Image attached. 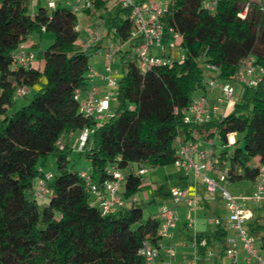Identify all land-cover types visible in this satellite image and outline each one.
<instances>
[{
  "label": "trees",
  "instance_id": "16d2710c",
  "mask_svg": "<svg viewBox=\"0 0 264 264\" xmlns=\"http://www.w3.org/2000/svg\"><path fill=\"white\" fill-rule=\"evenodd\" d=\"M28 2L0 0V264H145L142 242L159 240V222L152 216L143 221L140 204L103 216L89 203L80 172L67 168V145L61 142L62 150L56 146L64 135L89 130L81 152L91 163L90 180L97 185L111 165L121 170L132 164L173 166L178 136L185 143H197L201 136L210 141L218 135L227 147L229 136L240 135L232 151L213 153L216 168H228V184L260 176V168L251 164L256 159L264 164V81L256 88L245 87L236 110L220 121L215 115L202 125L185 124L182 112L191 106L195 91L205 89L202 64L217 68L222 82L234 79L245 58L264 67V3H252L243 19L245 0H223L214 13L204 9V0H167L162 42L170 39V29L176 32L183 59L142 72L134 54L128 60L123 56L119 107L98 125L79 112L76 93L86 90L89 50L77 45L75 13L65 7L49 13L38 6L29 15ZM104 3L97 0L94 6L101 10ZM128 15L118 6L111 25L117 42L127 44L126 54L139 39L128 41ZM41 28L53 35L52 43L38 52L42 72L14 67L11 54ZM41 78L44 83L30 103L8 115L16 90L31 88ZM124 102L132 108L123 110ZM48 155L55 157L57 173L48 183L47 205L39 208L33 184L45 172L39 159ZM140 188V176L130 173L121 195L129 201ZM249 232L264 233V224L251 223ZM218 235L221 239L227 233L219 230ZM260 250L264 254V235Z\"/></svg>",
  "mask_w": 264,
  "mask_h": 264
},
{
  "label": "built area",
  "instance_id": "2783aa9c",
  "mask_svg": "<svg viewBox=\"0 0 264 264\" xmlns=\"http://www.w3.org/2000/svg\"><path fill=\"white\" fill-rule=\"evenodd\" d=\"M32 1V0H28ZM97 0H46L47 12H53L60 5L74 11H87L90 12L91 8ZM102 1V0H101ZM121 9L129 11V21L131 23V31L129 40L138 39V43L133 49L134 57L136 58L138 68L144 72L151 67H165L171 66L173 60L165 56H157L152 54V50L159 48L164 52L166 48L170 51L177 47V40L180 36L172 29L169 30L170 39L166 46H163L162 39L164 35V26L162 18L166 12L165 7L158 0H116ZM223 0H205L203 7L205 10L214 13L217 10L219 3ZM37 3L39 1L37 0ZM252 3L263 4L264 0H245V7L241 18H245L250 5ZM75 13V12H74ZM105 13V10H103ZM44 31V28H41ZM91 36L94 40L98 41L102 35L97 31H92ZM120 45L112 46L109 53L104 56L106 81L108 94L103 99H95L92 92L87 94L84 100H80L79 92L76 93L78 98L79 112L85 118H94L95 120H105L111 118L108 101L112 97V89L117 84V74L112 69L115 62V55L119 52ZM14 67L28 68L33 65L35 61V53L30 50L26 42L19 44L17 49L11 54ZM183 56L179 58L181 61ZM213 72L219 73V70L213 66H209ZM232 81L242 83L245 87H258L264 81V67L255 63L252 57L245 58L240 61L238 71L233 80L224 82L221 87L218 86L215 80H211L208 84L212 92L218 87L221 89L222 96L216 101L213 106H209V102L205 97L196 98L193 100L191 106L186 111L182 112L183 122L185 124L202 125L211 121L213 116L218 114V108L224 104H230L235 99V87ZM27 88L22 86L16 90V95L24 96ZM89 135L88 129H83L79 138V148L81 149L85 144ZM59 150L63 149L60 141L56 144ZM177 157L173 163V167L182 169L185 175L189 177L192 175L194 180L201 179L205 184L210 194L221 192L224 199L228 203L229 216L227 218V225L236 231V235L228 240V248L225 255L232 260L233 264L238 261V249L242 245L246 252V264H264V254L257 246V241L253 236L249 235L246 228V220L248 219L244 209L242 208L239 200L250 201L255 204L264 203V177L256 179V190L250 198L241 196L240 198L234 197L229 190L218 184L217 180L210 174L216 175L222 183H228V168L219 170L216 168L217 161L213 152L210 149H201L197 143H185L181 137L176 138ZM133 176H141L145 174L146 169L138 164L137 169L129 168ZM129 173V174H130ZM239 173H243L239 170ZM106 178L101 184H93L90 180V172L82 171L79 176L83 180L85 190L93 197L95 206L98 211L103 215H109L114 209L124 208L125 200L121 195V190L125 183L126 176L122 170L115 164L108 166L105 169ZM53 174L44 172L42 177L37 179L33 184L32 196L34 199L44 201L49 195L48 183L53 179ZM170 206L161 207L154 215V218L159 222V227L156 236L159 240L167 239L171 235V230L175 224V212L173 208L181 203L185 204L188 210L194 212L197 205L200 204L198 195L193 192L190 193L189 189L171 188L169 190ZM131 203H137L135 198L130 200ZM186 219L190 226L195 225V218L187 215ZM215 225L221 226L222 220L217 218L214 220ZM166 253L170 258H173L175 253L173 248L166 249ZM140 255L144 258L145 264H156V258L159 255V248L156 244H152L148 240H144L141 244ZM187 264H204L198 262L196 256H193Z\"/></svg>",
  "mask_w": 264,
  "mask_h": 264
},
{
  "label": "crops",
  "instance_id": "0c3cea01",
  "mask_svg": "<svg viewBox=\"0 0 264 264\" xmlns=\"http://www.w3.org/2000/svg\"><path fill=\"white\" fill-rule=\"evenodd\" d=\"M135 1L140 2L141 0H135ZM103 2H105V1H103ZM163 2H167V0H165ZM37 4H39V3H37ZM116 7L118 8V4ZM44 31L41 30V33H43ZM114 32H115L114 29L110 28L109 32L102 33L103 36L98 41L94 40L93 36L90 35L91 40L88 43H86V42L83 43L80 40H78V42H77V45L80 49H82V50L88 49L89 50V61H88L89 70H88L87 75H86L87 86H86L85 92H79L80 100H84L87 97V94L89 92H92L94 98L98 99V100L103 99L108 94L109 90L107 89L106 81L104 79V76L106 75L105 66H104V64H105L104 56L111 51L112 46H114L116 44L120 45V50H119L120 53L118 52L115 55L116 59L112 65V69L116 72L117 79H118L117 84L113 87V89L111 91L113 95H112L111 99L108 101L109 111H110V114H112V115L114 113V110H116L119 107V104L117 102V89H118V81H119V79L121 77V73H122L121 72L122 65L124 62V61H122V57L123 56L125 57L124 60H128L129 58H133V52L130 54H126L128 51L127 44L126 43H122V44L118 43L116 36H114ZM24 42H26L27 45L29 46L30 50L35 53V61H34L33 65L31 66V68H33L39 72H42L43 67H44V62H43V60H40L37 57L38 52H39L38 49H36L37 45L33 42V40L31 39L30 36ZM167 43L168 42L166 40L162 42V44L164 46H166ZM152 54L157 55V56H165L167 58L169 57L172 60L175 58H179L177 55H175L173 53V50L170 51L167 48L164 52H162V50H160L159 48L153 49ZM43 83H44V79L41 78L39 80L38 84L31 87V89H35V91L37 92L41 88ZM28 89L29 88H27L26 94L24 96H19V95L15 94L16 97H18V98L26 97V95L28 93ZM196 98H201V97H195L194 99H196ZM208 101L211 104L214 103V101H211V100H208ZM13 102H14V100H13ZM131 108H132L131 106L128 107V109H131ZM232 111H233V109L231 108V106H229L226 108V111L224 114L230 113ZM7 114H8V110H7ZM108 119L101 120L102 121L101 123H103L104 121H106ZM2 120H3V117L0 116V122ZM100 124H98V125H100ZM81 133H82V130L73 132L67 136H65V135L62 136L61 139L59 140L60 144H62L61 142H63L64 145L66 144L67 146H69L71 144V142H73V141L78 142L79 138L81 136ZM202 137L203 136L198 138L197 144H198V146H200L201 149H207L206 147L202 146V144H201ZM236 138H237V135L229 136V144L230 145L233 144L235 142ZM205 141H207V140L205 139ZM78 146H79V144H78ZM254 162H256L254 167H258L261 170L259 177H264L262 174L264 167L261 168L260 162L258 159H256ZM137 165L138 164H133V166L129 165L124 170H126L128 173H130L129 168L131 167V168L137 169ZM174 169H176L175 175L170 177V178H172V181H174V185L171 188H174V187H176V188L182 187V189L188 188L190 193L195 192L198 195V199H200V204L197 205V208L195 209L194 212L188 210V208L183 203H181V204H179L173 208V210L175 212V216H176L175 224L171 230V235L169 238L158 240L156 242V245L159 248V255L156 258V264H187L188 261L193 256H196L198 262H201L204 264H233L232 260H230L225 255V252L228 248V240L235 236V234L232 235L230 233V231H235V230L230 228L226 223L227 218L229 216L227 201L224 199V197L220 191L217 192L216 194H210L208 192L205 184L202 182L201 179L194 180L192 175H189V177L186 176L185 172L182 169H177V168H174ZM210 175L212 177H214L215 179L218 178L216 175H213V174H210ZM246 184H247L246 185L247 194H245V195L240 194L238 197L234 196V195L233 196L237 197V198H240L241 196L246 197V198H250L256 190V180L251 181L250 183H246ZM171 188H169L167 190H163V187L156 189L155 192L157 193L158 200L162 199V200H166L167 202L168 201L170 202V198H169L168 194H169V190ZM133 198H135V197H133ZM90 199H92V201H93L92 196H90ZM135 200L137 201L138 204H140L141 201L139 202L136 198H135ZM221 201H225V203H226L227 217L224 220H222L220 217H217V218L222 220V225L217 226V225H215V223L213 221V223H212L213 228L211 230L210 229L211 227L208 226L207 223H205V219H204V217H206L205 211L212 210V208L215 207L217 202H221ZM239 202H241L240 204H241L242 208L244 209L246 216L248 218L246 220V223H245L246 228L248 229V232H249V225L251 223L257 222L260 225L263 224L262 221L264 219L263 218L264 203L263 204H255L254 202L242 201V200H239ZM94 204H95V202H94ZM130 204H131L130 200L129 201L125 200V207L119 208V209H114L112 211V214H117L118 212H120L124 209H127L130 206ZM163 206H167V205H163ZM163 206H161V207H163ZM168 206H170V204ZM198 210L203 212L202 215L198 216V213H197ZM155 214H156V212H154L151 216L154 217ZM187 215H190V216L195 218V225L194 226H190L188 224V221L186 219ZM200 217L202 218V224L200 226V231H198V221L201 220ZM188 230L192 231L191 236L188 234ZM219 230H224L227 233V236L220 239L219 235H218ZM249 235H250V232H249ZM250 236H252V235H250ZM253 237L255 238V235H253ZM259 246H260V243H259ZM168 248H173L174 253H175L173 258H170L167 255L166 249H168ZM237 264H246V252H245L242 245H240L239 249H238Z\"/></svg>",
  "mask_w": 264,
  "mask_h": 264
},
{
  "label": "rangeland",
  "instance_id": "374dc122",
  "mask_svg": "<svg viewBox=\"0 0 264 264\" xmlns=\"http://www.w3.org/2000/svg\"><path fill=\"white\" fill-rule=\"evenodd\" d=\"M39 4H37V0H32L28 2L27 6V12L29 15H34L36 10L38 9V6L46 9L47 3L46 0H38ZM105 1V7L101 10L96 8L95 6L91 8L90 12L79 10L74 11L76 15V24H75V30L79 35V40L83 43H88L91 40V33L92 31H97L102 35V33H107L110 31L111 25L113 23V20L116 18L118 8L117 1L116 0H103ZM163 5L165 0H158ZM205 1V0H204ZM165 7V5H163ZM60 7H64V5H60ZM103 10H105V13H103ZM121 17L124 18V16L121 14ZM103 36V35H102ZM33 42L37 45L36 49L38 51H43L46 49L53 40V35L51 33L43 32H33L30 35ZM181 38L177 40V47L173 50V53L177 55L179 58L184 54L183 48L180 46ZM202 67L204 69V87L205 89H200L195 91L193 98L195 97H205L207 100L214 101V103L220 99L222 96L221 87L224 82H222L216 75L215 72L210 71L207 69V67L202 64ZM211 80H215L218 84V88L212 92L209 87V82ZM232 85L235 87V99L230 104H224L220 105L218 108V121H220L224 117V113L226 111V108L231 106L233 111L236 110V106L241 103L243 94L245 91V85L242 83H236L235 81H232ZM36 93L35 89H28V93L26 97H14L13 106L8 109V115L11 113H14L18 111L21 107L26 106L30 101L32 100L34 94ZM129 107V104L124 102L122 105V109L125 110ZM98 124H100L101 120H96ZM241 138L240 135H237L236 140H239ZM205 136L201 139L202 146L206 147L207 149H210L215 154L219 155L223 151H232L231 145L224 146L222 141L220 140V137L216 135L212 140L205 141ZM235 140V141H236ZM64 144V143H63ZM79 141H73L68 147V150L66 151V160H67V168L71 169L72 171H87L90 172L91 163L88 161L85 157V152H81V149L78 147ZM91 146V143H88L86 150ZM256 162H252L251 167H254ZM38 166L42 167L45 172L52 173L55 175L57 173L56 171V163H55V157L53 155H48L46 157H41L38 161ZM133 166V164H132ZM261 168L264 167V164H260ZM146 169L145 174L140 176L141 179V188L137 191V193L134 194L133 197H135L141 205L142 208V220L146 221L154 212L157 213L158 209L163 205H169L170 202L166 200H158L157 193L155 192L156 189H159L163 187V190H167L171 188L174 185V181H172L171 176L175 175L176 169H174L172 166L167 167H159V168H150L148 166H144ZM123 174L128 175L129 173L122 169ZM264 176V169L262 172ZM218 184H220L225 189L229 190V192L234 196H239L240 194H247L246 190V183H250L251 181H236L232 184L228 183H222L219 178H216ZM180 186V185H179ZM178 186V187H179ZM182 188V187H179ZM49 196V195H48ZM48 196L45 199L44 202H41L37 200V206L39 208H42L43 206H46L48 203ZM166 201V202H165ZM89 203L92 206H95L92 199L89 200ZM164 203V204H163ZM241 203V202H240ZM201 210V209H200ZM198 210V216L202 215V211ZM206 217L205 223L210 226L211 230L213 228L212 223L217 218L220 217L222 220H224L227 217V209H226V203L225 201L217 202L214 208L212 210L205 211ZM201 218V217H200ZM263 218H264V211H263ZM264 224V219L262 221ZM202 224V218L200 221H198V231H200V226ZM232 235H236L235 231H230ZM188 234L191 236L192 231L188 230ZM263 232H257L255 234V239L257 241V245L259 246V243L261 242V238L263 237Z\"/></svg>",
  "mask_w": 264,
  "mask_h": 264
}]
</instances>
